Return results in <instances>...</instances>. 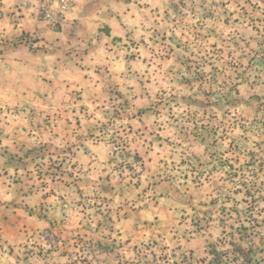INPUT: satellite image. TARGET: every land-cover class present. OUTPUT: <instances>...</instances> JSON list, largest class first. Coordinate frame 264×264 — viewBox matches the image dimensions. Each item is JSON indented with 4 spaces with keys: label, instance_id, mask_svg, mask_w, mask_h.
<instances>
[{
    "label": "rangeland",
    "instance_id": "obj_1",
    "mask_svg": "<svg viewBox=\"0 0 264 264\" xmlns=\"http://www.w3.org/2000/svg\"><path fill=\"white\" fill-rule=\"evenodd\" d=\"M46 2L0 0V264H264V0Z\"/></svg>",
    "mask_w": 264,
    "mask_h": 264
},
{
    "label": "built area",
    "instance_id": "obj_2",
    "mask_svg": "<svg viewBox=\"0 0 264 264\" xmlns=\"http://www.w3.org/2000/svg\"><path fill=\"white\" fill-rule=\"evenodd\" d=\"M46 4L43 7L45 16H61L66 11L70 10L75 0H46ZM56 5V8L54 7Z\"/></svg>",
    "mask_w": 264,
    "mask_h": 264
},
{
    "label": "crops",
    "instance_id": "obj_3",
    "mask_svg": "<svg viewBox=\"0 0 264 264\" xmlns=\"http://www.w3.org/2000/svg\"><path fill=\"white\" fill-rule=\"evenodd\" d=\"M87 0H76L75 7L70 11L67 15V23H71L73 21L85 22V8L87 6ZM10 22V17H5L1 20L0 25H4ZM9 29V28H8Z\"/></svg>",
    "mask_w": 264,
    "mask_h": 264
}]
</instances>
